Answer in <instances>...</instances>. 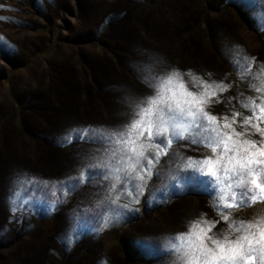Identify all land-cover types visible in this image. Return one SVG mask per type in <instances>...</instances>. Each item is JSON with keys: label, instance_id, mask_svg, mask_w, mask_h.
Returning <instances> with one entry per match:
<instances>
[{"label": "rangeland", "instance_id": "rangeland-1", "mask_svg": "<svg viewBox=\"0 0 264 264\" xmlns=\"http://www.w3.org/2000/svg\"><path fill=\"white\" fill-rule=\"evenodd\" d=\"M262 17L264 0H0V264H168L162 248L178 241L165 237L186 232L191 221L215 220L213 232L235 236L229 221L264 217V201L224 209L225 221L200 185L172 181L165 190L155 169L175 142L139 203L126 191L121 204L129 206L99 232L102 197L87 182L63 200L60 191L41 189L16 213L8 199L19 173L53 182L76 174L100 147L79 138L83 129L129 122L125 98L152 91L140 78L146 71L177 69L193 92L202 91L201 79L223 81L230 86L208 110L221 122L238 112L233 126L250 127L242 121L252 109L241 101L264 102ZM180 150L211 154L196 145ZM76 216L89 223L69 244Z\"/></svg>", "mask_w": 264, "mask_h": 264}, {"label": "snow or ice", "instance_id": "snow-or-ice-1", "mask_svg": "<svg viewBox=\"0 0 264 264\" xmlns=\"http://www.w3.org/2000/svg\"><path fill=\"white\" fill-rule=\"evenodd\" d=\"M242 2L251 5L256 0ZM250 59L255 60L254 57ZM250 69V63L243 67V71ZM261 71L264 72V66ZM188 75L193 74L189 71ZM140 78L152 91L151 94H133L125 98L132 110L130 121L117 128L85 127L79 138L87 137L88 142L100 147L93 150L88 162L72 176L53 182L19 173L12 181L8 197L11 212L23 209L26 202H31L33 194L43 196L41 189H48L53 194L60 191L63 200L87 182L98 187L102 197L95 202V207L101 209L99 226L94 229L99 232L109 227L110 222L129 206L121 204V196L126 191L139 203V195L151 180L153 169L162 155H168L174 142L178 147L172 150L164 167L155 169L156 178L164 182L165 190L172 181L178 187L200 185L225 221L229 216L223 214L224 209L264 201V127L260 123L264 120V102L257 105L251 97L249 103L241 101L245 108L252 109V114L242 121L250 127L237 131L233 125L240 113L233 112L231 117L225 115L221 122L220 117L208 110L211 97L230 86L223 81L201 79L202 91L193 92L177 69L146 71ZM251 130L258 133L260 139L252 138ZM67 142H71L70 137ZM188 145L210 149L211 154L186 155L180 149ZM103 181L109 183L103 184ZM120 184L123 187L117 191ZM156 191L159 189L154 188L151 194L155 195ZM113 192L115 197L111 195ZM88 223L86 218L74 217L67 242L71 244L78 239L80 230ZM216 223L215 220L197 219L188 223L186 232L166 236V239L178 241L162 248L168 264H264V217L255 221H229V228L239 233L235 236L223 230L213 232Z\"/></svg>", "mask_w": 264, "mask_h": 264}]
</instances>
